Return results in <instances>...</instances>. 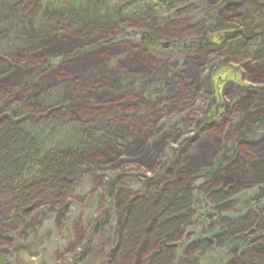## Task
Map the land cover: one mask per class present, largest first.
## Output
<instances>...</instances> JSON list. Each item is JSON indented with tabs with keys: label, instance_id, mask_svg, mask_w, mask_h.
Masks as SVG:
<instances>
[{
	"label": "rangeland",
	"instance_id": "374dc122",
	"mask_svg": "<svg viewBox=\"0 0 264 264\" xmlns=\"http://www.w3.org/2000/svg\"><path fill=\"white\" fill-rule=\"evenodd\" d=\"M143 1L34 0L29 6L0 0V120L44 130L46 146L60 154L71 151L73 142L102 165L125 168L134 181L121 180L126 191L158 167L167 176L165 188L187 178L211 188L241 185L246 192L229 214L244 212L264 186V63L221 65L215 52L187 55L170 47L191 42V27L206 19L200 9L189 15L187 29L156 50L145 48L137 39L145 26L135 17ZM198 1L227 25L221 35L239 29L236 22L250 14L246 0ZM17 14L22 18L12 25ZM124 78L135 87L121 84ZM57 92L62 101L50 105L57 111L49 116L46 101ZM217 103L225 112L210 127L198 128L197 116L205 117ZM158 109L163 115L151 119ZM71 131L78 135L74 141ZM102 177L99 185L85 176L75 189L66 237L48 221L39 238L18 237V252L0 241V264H71L83 238L85 251L92 246L93 253L82 264H109L110 231L96 244L86 231L94 222L107 228L101 225L110 204ZM255 209L264 216V201ZM6 215L0 204V227L15 228ZM194 216L196 227L175 245L174 264H186L187 253L201 264H234L244 249H262L232 236L217 210Z\"/></svg>",
	"mask_w": 264,
	"mask_h": 264
},
{
	"label": "trees",
	"instance_id": "16d2710c",
	"mask_svg": "<svg viewBox=\"0 0 264 264\" xmlns=\"http://www.w3.org/2000/svg\"><path fill=\"white\" fill-rule=\"evenodd\" d=\"M16 1L21 4L25 2L29 6L33 2L35 5L34 0ZM194 1L141 2L140 12L135 14L137 20L145 26L138 35L139 43L148 49H158L162 42L169 41L176 32L187 29L189 15L200 9L203 15L200 18L206 19L191 27L188 32L191 33V42H187L185 48L184 44L170 42V47L180 48L181 53L187 55L215 52L221 65L229 66L244 61L264 63V0H246L251 5L250 14L247 19L236 22L239 29L234 30L236 35L231 39L225 38V33L218 34L226 30L227 25L210 12L206 3ZM17 15L21 20V15ZM224 74L227 75L223 73L218 76V86L223 82ZM131 83L129 78L121 82L127 87ZM57 101H62L60 92L47 99L49 116L57 111L50 106ZM210 108L211 112L205 117L197 116L198 128L210 127L212 121L226 109L218 103ZM162 113L158 109L150 118L157 119ZM139 120L147 122L146 119ZM23 123L8 124L4 119L0 120V204L15 227H0V241L15 252H18V237L23 242L31 236L39 238L44 231L43 224L48 221L55 223L56 229L66 237L75 189L81 185L85 176L92 177L102 185L97 177L103 175L110 204L108 210L102 213L105 222L101 225L107 228H98L94 222L88 224L86 231L92 239H96L95 244L101 234L110 231L108 248L114 251L110 250L112 255L109 264H174L176 243L184 240L187 233L196 227L194 215L206 209L219 212L222 227H227L232 236L245 238L247 246L260 244L262 247L249 251L244 249L234 264H264V216H257L255 209L264 201V186L257 189L244 212L233 216L229 214L231 205L246 192L241 185L211 188L206 185L196 186L194 181L187 178L165 188L162 185L167 176L158 167L152 177L140 178L136 182L138 185H132L136 188L134 191H126V188L120 186L121 180L129 178L126 177L128 174L125 168L102 165L98 160L80 153V146L77 145L72 146L71 151L60 154L57 148L46 146L44 130L40 133L36 126L27 123L24 126ZM77 138L78 135L71 131V141ZM129 181H133V177ZM98 187L101 189L103 186ZM115 239L116 246L113 244ZM85 243L83 238L77 248L80 254L73 255L76 261L71 264H82L93 253V242H88L91 248L87 252ZM182 262L201 264L194 253H187Z\"/></svg>",
	"mask_w": 264,
	"mask_h": 264
},
{
	"label": "bare ground",
	"instance_id": "6f19581e",
	"mask_svg": "<svg viewBox=\"0 0 264 264\" xmlns=\"http://www.w3.org/2000/svg\"><path fill=\"white\" fill-rule=\"evenodd\" d=\"M83 6H85V5H83ZM21 15V14H20ZM22 18V17H21ZM19 20V18H18V15H15V17L13 18V20H12V22H15V21H18ZM37 27H38V30H42V25L41 24H37ZM146 48V47H145ZM131 86H129L130 88H133V87H135V83L134 82H132L131 84H130ZM72 145H68V148H70V147H72V146H74V145H77V144H75V143H71ZM244 175H242V177H243Z\"/></svg>",
	"mask_w": 264,
	"mask_h": 264
},
{
	"label": "water",
	"instance_id": "95a60500",
	"mask_svg": "<svg viewBox=\"0 0 264 264\" xmlns=\"http://www.w3.org/2000/svg\"><path fill=\"white\" fill-rule=\"evenodd\" d=\"M236 35V31H231V32H227V33H225L223 36L225 37V38H232V37H234ZM168 46V44L166 43V44H163V47H167Z\"/></svg>",
	"mask_w": 264,
	"mask_h": 264
},
{
	"label": "flooded vegetation",
	"instance_id": "af4514ba",
	"mask_svg": "<svg viewBox=\"0 0 264 264\" xmlns=\"http://www.w3.org/2000/svg\"><path fill=\"white\" fill-rule=\"evenodd\" d=\"M233 38V37H232ZM229 39H231V38H229Z\"/></svg>",
	"mask_w": 264,
	"mask_h": 264
}]
</instances>
